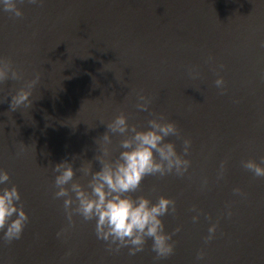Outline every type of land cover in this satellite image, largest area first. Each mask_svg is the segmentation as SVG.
<instances>
[{
	"label": "water",
	"instance_id": "95a60500",
	"mask_svg": "<svg viewBox=\"0 0 264 264\" xmlns=\"http://www.w3.org/2000/svg\"><path fill=\"white\" fill-rule=\"evenodd\" d=\"M17 6L21 18L0 0V57L23 75L0 84V169L10 175L0 188H18L29 221L11 244L0 232V264H264V178L241 163L264 157V0H17ZM37 73L32 106L11 111V95ZM138 93L151 101L149 111L136 108ZM121 112L138 130H147L150 113H163L180 130L181 138H166L178 153L183 139L191 140L183 177L146 176L132 194L176 201V213L161 217L166 232L180 228L172 236L175 252L159 261L151 239L130 256L127 247L108 250L95 220L74 216L69 227L64 198L53 195L50 165L73 157L74 179L87 188L91 177L78 169L84 161L100 169L99 137ZM120 139L112 136L114 157ZM237 187L245 195L235 194Z\"/></svg>",
	"mask_w": 264,
	"mask_h": 264
},
{
	"label": "clouds",
	"instance_id": "9594fccd",
	"mask_svg": "<svg viewBox=\"0 0 264 264\" xmlns=\"http://www.w3.org/2000/svg\"><path fill=\"white\" fill-rule=\"evenodd\" d=\"M29 2L38 4L43 0H29ZM3 10L16 18L24 15L17 6V0H3ZM260 46L264 47V41H261ZM220 67L222 68L223 65ZM22 79V73L14 66L11 58L0 57V84L8 80ZM40 79L41 75L37 73L34 79L26 81L23 87L11 95V111L17 110L22 105L32 106L33 101L30 97ZM215 85L222 90V94L226 91L223 77L217 78ZM137 97L139 102L136 108L149 111L151 101L148 97L141 93H138ZM150 115L153 118L148 120L147 130H138L135 124L130 125L128 117L123 112L106 124L107 131L99 137L102 141L100 154L94 156L100 169L93 171L91 161L82 162L78 169L82 178L91 177L87 188L74 179L76 170L73 163L76 157H73L72 161L64 160L50 167L55 174L53 187L56 190L53 195L55 199L64 198L63 208L69 227L75 226L74 216H80L83 221L95 220L96 236L107 242L108 250L118 253L122 248L127 247L130 256L143 252L148 239H151V250L155 253L153 259L159 261L175 252L172 236L179 232L180 228L177 227L173 233L166 232L161 217L176 213V201L161 195L153 203L144 195L134 197L132 194L140 190L146 176L162 178L174 173L183 177L191 166V160L186 158L190 152L191 140L183 139V153H178L175 144L166 141L170 136L181 138L176 123L168 120L163 113H150ZM113 135L121 137L119 147L122 150L115 157L110 148ZM241 163L254 178H264V157H261V163L251 159ZM224 167L225 162L222 161L218 179L223 178ZM9 181V173L0 169V185ZM204 183L207 184V180ZM155 190L153 188V191ZM233 192L245 195L238 187L234 188ZM20 201L21 195L15 185L10 188H0V232L3 233L2 240L6 244L19 240L29 221ZM192 211H197L195 206ZM228 215L230 216L231 212ZM192 220L194 223L197 222L199 215L193 216ZM217 227L218 222L209 227L208 235L204 237L205 244L215 238ZM63 231L56 234L58 238ZM113 245H115L114 249ZM204 257L205 252L200 250L197 253V260H203Z\"/></svg>",
	"mask_w": 264,
	"mask_h": 264
}]
</instances>
